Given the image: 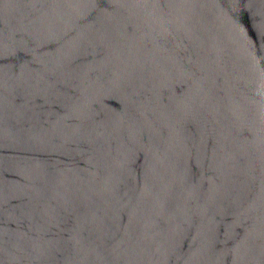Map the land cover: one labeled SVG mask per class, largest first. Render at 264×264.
Wrapping results in <instances>:
<instances>
[{
    "label": "water",
    "instance_id": "1",
    "mask_svg": "<svg viewBox=\"0 0 264 264\" xmlns=\"http://www.w3.org/2000/svg\"><path fill=\"white\" fill-rule=\"evenodd\" d=\"M0 264H264V0H0Z\"/></svg>",
    "mask_w": 264,
    "mask_h": 264
}]
</instances>
